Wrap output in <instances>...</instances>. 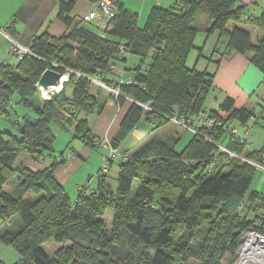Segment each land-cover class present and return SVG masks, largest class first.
<instances>
[{
  "label": "trees",
  "instance_id": "1",
  "mask_svg": "<svg viewBox=\"0 0 264 264\" xmlns=\"http://www.w3.org/2000/svg\"><path fill=\"white\" fill-rule=\"evenodd\" d=\"M74 4L75 0H57L56 17L65 25L66 35L54 38L42 32L28 44L32 55L13 66L0 64V117L8 119V108L15 104L23 110L16 115L18 138L0 132V219L16 217L20 223L17 229L0 233L1 241L20 256L15 264H223L227 260L232 264L243 232L257 230L264 235V194H248L256 169L229 158L216 146L264 165V144L259 150L250 149L247 137L240 143L247 132L239 135L233 126H245L261 115L246 108L249 94L237 85L217 109L206 111L215 72L188 69L186 61L199 32L193 23L203 15L210 23L206 36L217 33L220 39L214 48L216 69L233 53L250 54V62L264 75V34L255 45L249 31L236 26L246 14V7L236 0H175L168 8L154 7L143 28H138L136 14L117 3L120 12L103 37L85 26L72 27ZM246 23L262 28L264 16ZM198 51L204 56L202 48ZM129 56L139 59L132 79L116 75L118 80L111 81L115 74L110 66L119 70L115 62H126ZM46 69L97 77L119 90L118 104L131 101L111 142L115 149L142 118L155 122L153 128L167 123L166 117L175 112L188 119L206 116L216 124L197 134L184 130L191 139L180 153L173 145L150 139L127 159L117 161L116 188L107 182L103 160L96 187L87 184L72 199L53 177L58 163L33 171L16 165L17 159L27 154L38 161L53 154L52 126L72 131L68 145L78 142L98 150L87 118L78 117L82 112L98 115L108 97L99 88L92 93L86 78L71 74L59 94L42 100L37 82ZM114 163L109 160L107 168ZM14 176L16 187L4 191ZM107 209L113 211L111 234L97 218ZM48 241L61 246L52 257L42 248ZM124 244L129 250L115 253L117 245Z\"/></svg>",
  "mask_w": 264,
  "mask_h": 264
},
{
  "label": "crops",
  "instance_id": "2",
  "mask_svg": "<svg viewBox=\"0 0 264 264\" xmlns=\"http://www.w3.org/2000/svg\"><path fill=\"white\" fill-rule=\"evenodd\" d=\"M115 1L123 10L136 14L138 20L147 19V16L154 7L168 8L175 2V0ZM236 1L237 5L246 7V14L242 23L236 26L247 29L251 35L252 43L256 45L264 34V24L262 28H256L248 25L246 21L249 18L264 16V0ZM57 8V0H0V29L3 30L1 31L5 35L13 38L23 46H27L34 36L42 32H47L51 37L59 38L66 35L67 30L65 25L56 17ZM93 9L90 0H75L74 7L70 13V17L73 20L72 27L85 26L91 28L96 33H100L95 28V25L94 29L85 22V19L92 13ZM198 18L204 23L202 30L205 34V43L201 47L204 55L202 57L204 60H208L207 63H202V66L205 67L204 70L210 73L215 72L213 90L210 92V94L215 96V102L219 99L220 102L218 104H220L226 94L237 85L249 94L246 104L248 110L253 113L259 108L264 110L262 107L264 106V89L261 91L264 85V75L250 62L251 55L233 53L223 58L216 69L214 65L216 59L214 48L220 43V39L217 33L207 37L205 30L209 27L210 23L203 15L198 16ZM100 20L101 17H98L96 23ZM232 27L233 25L230 24L229 28L231 29ZM2 37L10 45L7 37ZM131 57L129 56L128 58ZM115 63L119 70L117 74L110 76L109 79L111 81L115 82L118 80L116 75L120 76L123 80L132 79V77H125V72L122 73L121 70L125 68L121 66V62L117 61ZM93 91L95 92V90ZM252 97L256 98V102H252ZM130 106V100H125L119 104L115 101L107 100L98 115L88 116L87 120L91 136L95 141L103 139L111 142L114 141L120 124ZM259 114L262 117L263 114ZM152 138L173 145L176 148L182 142L186 144L191 139V135L171 123H164L157 128H153L149 122H146L145 118H142L136 127L124 139L119 141L118 149L127 154H132ZM69 142L70 139L63 147L56 148L58 150H55L53 154L47 155L38 161L34 160L33 156L25 154L26 157H24L25 160H23L22 166L33 171H40L50 167L53 162L58 163L54 169L53 177L64 188L68 196L74 199L79 189L87 186V184H89L91 189L96 187V184L93 185L92 180L96 179V175L103 163V154L105 152L102 149H90L78 142L68 145ZM68 146L69 148L73 147L71 151H69L70 149L68 150ZM61 153H68L69 158L64 159L60 155ZM256 172L261 173L262 179L254 191L264 194V171L256 170Z\"/></svg>",
  "mask_w": 264,
  "mask_h": 264
},
{
  "label": "rangeland",
  "instance_id": "3",
  "mask_svg": "<svg viewBox=\"0 0 264 264\" xmlns=\"http://www.w3.org/2000/svg\"><path fill=\"white\" fill-rule=\"evenodd\" d=\"M199 15H201V14H199ZM195 19H198L197 16ZM103 22H104L103 18H101V20L98 21L99 25H102ZM109 22H110V20H108V22H107L108 24L105 27V29H102V30H101V28L97 29L100 32V34H102L101 37H103V35H106L108 33L109 29L112 28V26L109 24ZM145 22H146V19H144V18L138 20L137 21L138 28H143L145 25ZM86 23L88 24V22H86ZM193 25L196 28H198L200 31L197 33V36H196V39L194 42L195 48L192 49L188 55V58L186 61V67L188 69L195 68L197 70L203 71L205 67L202 66V63H204V62L207 63L208 60L206 61L203 59V57L199 56L198 49L201 48L202 45L205 43V34L203 33V30H202L204 23L199 18V20H195ZM10 46H11V44L8 45L6 40H4V38L1 35L0 36V64H5L8 66H13V65L17 64V58L15 57V55L13 53H11ZM128 59L129 60H127L126 63L123 62L121 64V66H124V68L126 69L125 77H133L134 76L133 69L135 66L138 65L139 59L135 56H132L131 58H128ZM115 74H117V73H115ZM68 80H69V78H67V82H68ZM67 82H65V84ZM65 84L62 85L61 90L56 94H59L62 91ZM96 88H99L102 91V95L104 97H108V100L115 101L116 103H118L117 98L122 97L120 94L116 95L115 92L117 91V88H114V91L113 90L110 91L107 88H103L101 86H98L95 83H91L90 91L92 93L94 92L93 90H96ZM263 89H264V85L262 86L261 91ZM70 90H71V86H68L66 89V92L70 93ZM214 98H215L214 95H212V94L208 95L206 102H205V107H204L205 110L217 109V107L219 106L218 102H220V100L218 99V101L215 102ZM252 98H253L252 102H256V98L255 97H252ZM12 100L15 102L14 98H12ZM262 107L264 108V106H262ZM21 111H23V110H22V107L20 105L15 104L13 108L9 107L8 112L10 113V117L8 119L0 117V132L8 133V134H11L12 136L18 138L19 137V129L16 125V120H17L16 115L20 116V114H22ZM27 113L30 114V112H28V111H27ZM259 113L263 114L262 117L252 118L245 126H240L237 123L233 124V126H235V128L237 129L239 135H241L245 131L247 132V136H246L247 137L246 138L247 146L251 149H254V150H259L261 148V146H263V144H264V110H261L259 108L258 110L255 111L256 115ZM92 115H96V114H92ZM88 116H90V115H85L82 112L79 114L78 118H80V119L81 118H87ZM19 118H18V120H19ZM145 120H146V118H145ZM146 122H149V121L146 120ZM149 123L153 126L155 122L150 121ZM167 123L173 124L172 122H169V121H167ZM173 125H175V124H173ZM51 129H52L53 135L55 137V141H54V145H53V148L55 151V150H58L56 148L63 147L68 142V140L70 139V135H71L72 131L69 130L67 133V132H64V131L57 129L54 126H52ZM187 137H189V135H187ZM103 140H106L107 143L104 142ZM103 140H96L97 145H98L99 149H102L105 153H107L109 146L111 145V147H112V144H111V141H109L107 139H103ZM184 146H185V144L183 142L180 143L175 148V151L177 153H180L183 150ZM129 155H131V153L127 154V153H124L122 151H119L118 155H114V157L112 158L115 163L111 166L110 169L107 168V170H106V173H108L107 174V182L109 183L111 188L117 187V176H118V170H119L118 169V162L124 161L125 159L128 158ZM24 157H26L25 154H20L18 159H17L16 165H20V164L23 165V160H25ZM63 157H64V159H68L69 154L65 153ZM108 161H109V159L106 160L107 167H108ZM102 171L104 172V170H102ZM261 177L262 176H261L260 172L255 173L254 180L248 189V194L253 192L254 190H256L257 184L260 183V180L262 179ZM92 183H93V185H95L96 179L95 180L93 179ZM16 185H17V177L16 176L11 177V179L8 180L6 185L3 187V190L6 192H9V191L13 190L16 187ZM28 195L31 197V194H28ZM239 209H240V207H239ZM262 213H263L262 211H258V215H262ZM251 217H252V215H251ZM97 218H98V220H100L102 222L107 233L111 234L112 227H113V211L107 209L101 216H98ZM19 225H20L19 220L16 217L11 218V219H5V220L0 219V233L5 232V231H13V230L17 229L19 227ZM238 244H239V241H238ZM59 247H61L60 244H57L53 241H48L42 245V248L51 257L54 255L55 251ZM237 248H238V245H237ZM237 248H236V251H237ZM116 249L117 250L115 251V253L119 254L122 252V250H129V246L127 244H124V246L118 248V245H117ZM236 254L237 253H235V256H236ZM19 260H20V256L15 251V249L11 246L5 245L0 239V264H15V263L19 262ZM231 262H232V260H227V261H224L223 264H231ZM192 264H194V263L192 262Z\"/></svg>",
  "mask_w": 264,
  "mask_h": 264
},
{
  "label": "built area",
  "instance_id": "4",
  "mask_svg": "<svg viewBox=\"0 0 264 264\" xmlns=\"http://www.w3.org/2000/svg\"><path fill=\"white\" fill-rule=\"evenodd\" d=\"M92 5L94 9L92 13L85 19V21L88 22V24L92 26L94 25L95 27L97 26L96 29H100V28L101 30L105 29V27L108 24L107 23L108 20L113 19L120 12L118 4L114 2L113 0H97L96 2L92 3ZM98 17H101L104 19V22L102 23V25H99V23H96V19ZM0 35L7 37V39L9 40L11 44L10 51L11 53L15 55V57L17 58V61L22 59L25 55H32L29 45L23 46L19 44L13 38H10L7 35H5V33L1 31V29H0ZM64 70H65V74L62 75L61 78L58 80V84H59L58 87L50 86L46 90H41L40 88H38L40 96L43 100H48L51 98V96L58 93L61 90L62 85L65 84V82H67V78H69V75L71 74L78 76V77L86 78L90 83H95L98 86L107 88L110 91L112 90L114 91L113 87L100 81L97 77L86 76L80 72L72 71L69 69H64ZM110 71L112 73L118 72L116 67L113 65L110 66ZM64 77H66V80L63 81ZM119 84L122 85L123 82L121 81ZM115 93L116 95L120 94L118 89ZM140 106H142L145 111H152V109L147 105H140ZM166 119L169 122H172L173 124L181 128L182 130L191 132L192 134H197L199 129H203V128L210 129L216 124L215 120L208 118L206 116L192 117L188 119L184 114H180L178 112H175L172 116L166 117ZM230 131H231L230 134H236V130H230ZM245 137L246 135H244L240 143H243V139H245ZM103 141L107 143L106 140H103ZM206 141L211 142L208 139H206ZM211 143L216 145L213 142ZM216 147H218V149L221 152L225 153L229 158L236 159L240 162L246 163L254 167L256 170L264 171L263 164L253 162L242 156H238L218 145ZM118 153L119 151L111 147L110 145L107 150V154L103 155V160L104 161L108 159L111 160L114 157V155H118ZM102 170L106 172L107 170L106 163L103 165ZM236 253H237L236 258L232 264H246V263H243L244 257H247V260H248L247 264H263L264 262V235H262L257 230H246L245 232L242 233V235L239 238V244H238Z\"/></svg>",
  "mask_w": 264,
  "mask_h": 264
},
{
  "label": "water",
  "instance_id": "5",
  "mask_svg": "<svg viewBox=\"0 0 264 264\" xmlns=\"http://www.w3.org/2000/svg\"><path fill=\"white\" fill-rule=\"evenodd\" d=\"M61 76L60 73L54 70L46 69L40 76L37 82V87L41 90H46L50 86H56Z\"/></svg>",
  "mask_w": 264,
  "mask_h": 264
},
{
  "label": "bare ground",
  "instance_id": "6",
  "mask_svg": "<svg viewBox=\"0 0 264 264\" xmlns=\"http://www.w3.org/2000/svg\"><path fill=\"white\" fill-rule=\"evenodd\" d=\"M66 80V77L63 78V81ZM59 84H57L55 87H58ZM248 260H247V257H244L243 258V263H246L247 264ZM264 264V262H263Z\"/></svg>",
  "mask_w": 264,
  "mask_h": 264
}]
</instances>
